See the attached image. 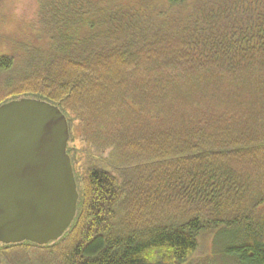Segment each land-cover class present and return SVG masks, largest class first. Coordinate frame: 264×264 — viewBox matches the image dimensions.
<instances>
[{"label":"trees","instance_id":"obj_1","mask_svg":"<svg viewBox=\"0 0 264 264\" xmlns=\"http://www.w3.org/2000/svg\"><path fill=\"white\" fill-rule=\"evenodd\" d=\"M35 2L0 105L60 107L79 200L61 238L0 242V264H186L209 235L195 264H264V0ZM72 114L100 126L78 167Z\"/></svg>","mask_w":264,"mask_h":264},{"label":"water","instance_id":"obj_2","mask_svg":"<svg viewBox=\"0 0 264 264\" xmlns=\"http://www.w3.org/2000/svg\"><path fill=\"white\" fill-rule=\"evenodd\" d=\"M69 138L68 120L51 102L0 105V242L44 245L72 224L79 191Z\"/></svg>","mask_w":264,"mask_h":264},{"label":"rangeland","instance_id":"obj_3","mask_svg":"<svg viewBox=\"0 0 264 264\" xmlns=\"http://www.w3.org/2000/svg\"><path fill=\"white\" fill-rule=\"evenodd\" d=\"M36 0H0V55L8 52V43L15 39H20V34L25 30V25L29 24L35 15V2ZM6 79L0 76V91L5 90L4 84ZM257 96L256 94H254ZM263 102L256 104L257 109L260 110ZM263 108V106H262ZM132 121L135 120V116L129 113ZM71 129H72V155L74 157L75 166H79V161L85 156L84 153L92 148L91 140V127L96 130L100 129L99 125H88V131H85L87 127L85 124L80 122V118L76 115L71 116ZM213 235L206 236L203 238V252L197 253L191 258L186 264H195L194 262L205 259L212 245Z\"/></svg>","mask_w":264,"mask_h":264}]
</instances>
